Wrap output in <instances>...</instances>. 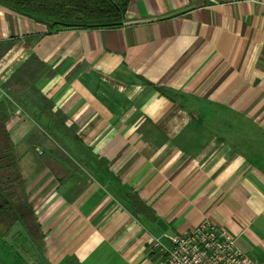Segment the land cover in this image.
<instances>
[{
    "label": "crops",
    "instance_id": "obj_1",
    "mask_svg": "<svg viewBox=\"0 0 264 264\" xmlns=\"http://www.w3.org/2000/svg\"><path fill=\"white\" fill-rule=\"evenodd\" d=\"M126 21L49 31L0 4V101L22 108L6 128L43 234L32 259L0 236V264H157L154 238L205 219L264 263V0H130ZM37 127L82 168L25 142Z\"/></svg>",
    "mask_w": 264,
    "mask_h": 264
},
{
    "label": "trees",
    "instance_id": "obj_2",
    "mask_svg": "<svg viewBox=\"0 0 264 264\" xmlns=\"http://www.w3.org/2000/svg\"><path fill=\"white\" fill-rule=\"evenodd\" d=\"M0 4L39 20L49 31H55L120 27L126 20L130 0H0ZM42 68L43 64L33 57L13 78L17 83L26 85L35 79V74ZM41 99V110L50 112L52 104L44 97ZM14 102L13 98L0 101V236L20 225L40 248L43 234L36 221L34 200L27 193L21 172V153L13 145L6 128L9 111L17 108ZM59 114L56 111L50 115ZM133 199L136 205L134 210L151 214L137 196H133Z\"/></svg>",
    "mask_w": 264,
    "mask_h": 264
},
{
    "label": "built area",
    "instance_id": "obj_3",
    "mask_svg": "<svg viewBox=\"0 0 264 264\" xmlns=\"http://www.w3.org/2000/svg\"><path fill=\"white\" fill-rule=\"evenodd\" d=\"M151 245L162 254L157 264H264L208 219L168 235L167 242L154 238Z\"/></svg>",
    "mask_w": 264,
    "mask_h": 264
},
{
    "label": "rangeland",
    "instance_id": "obj_4",
    "mask_svg": "<svg viewBox=\"0 0 264 264\" xmlns=\"http://www.w3.org/2000/svg\"><path fill=\"white\" fill-rule=\"evenodd\" d=\"M126 20H127V15H126ZM124 21V23L125 22H127V21ZM19 104L20 103H16V102H14V106L15 107H17L18 108V110H20V109H22L20 106H19ZM58 120V119H57ZM42 128V127H41ZM37 129L38 130H35V131H33V133H31L30 135H29V137H27L26 139H25V142L27 141H33L34 139L35 140H37V138H41L42 139V141H45V142H43V143H46V142H49L50 144H51V147H52V149H51V147H49L48 146V148H50V150H48V154H46V150H44V149H41V148H34V154L35 155H33V156H38V159L39 158H41L43 155H49V156H51V157H54V158H58V157H60V158H63V156H65V157H67V158H69L70 160H71V162H72V165L74 166V168L75 169H81L82 168V166H77L74 162H73V160L75 159H78L79 158V155H78V153H79V151H75V152H72V151H70V150H66L65 148H64V146H62L61 145V142H63L62 141V139L64 138V137H68L69 136V134L67 135V134H65V135H54L53 133H51L48 129H44V128H42V129H39L38 127H37ZM66 133H68V132H66ZM37 137V138H36ZM64 140V139H63ZM68 140V141H67ZM69 142V139H66V142H63L64 144H65V146H66V143H68ZM42 143V144H43ZM21 148H23L22 147V144H19V148H18V146H17V151L19 152V153H21V157H23V153L22 152H24V151H22V149ZM79 164H81V163H79ZM82 165V164H81ZM72 166V167H73ZM20 168H21V172H22V174H23V178H24V180H25V183H26V189H27V181H29V179H28V177H26L25 176V174L23 173V167H22V165L20 164ZM25 171V170H24ZM35 170L33 169L32 171H30V173L29 174H33V172H34ZM48 175V174H47ZM32 191H35V185L34 184H32ZM13 234H15L16 236H14L15 238H16V241H18V242H20V239H22V241H23V243H22V253H24V255L26 256V257H29V258H31L32 259V247H30L29 246V241L28 240H30L31 238H30V236H29V234L24 230V228L23 227H21L20 225H19V227L17 226V227H15L14 228V233ZM13 237V238H14ZM18 239V240H17ZM24 244V245H23Z\"/></svg>",
    "mask_w": 264,
    "mask_h": 264
}]
</instances>
